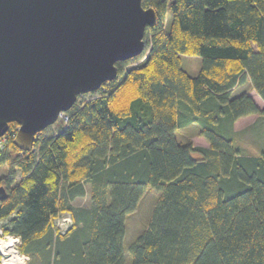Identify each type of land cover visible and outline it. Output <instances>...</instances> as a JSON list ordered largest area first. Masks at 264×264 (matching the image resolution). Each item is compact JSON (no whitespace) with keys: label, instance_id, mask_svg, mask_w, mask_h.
Segmentation results:
<instances>
[{"label":"trees","instance_id":"1","mask_svg":"<svg viewBox=\"0 0 264 264\" xmlns=\"http://www.w3.org/2000/svg\"><path fill=\"white\" fill-rule=\"evenodd\" d=\"M142 6L157 19L143 61H117V80L66 111L65 125L59 117L56 134L40 132L32 151L13 143L18 124L10 123L0 225L28 257L45 242L55 260L72 235L70 264H125V219L152 188L159 198L131 264H264V149L253 155L234 144L239 118L264 117L248 92L236 93L249 84L264 100V0ZM183 56L199 57L196 74ZM188 125L210 146L179 140ZM87 185L91 206L79 208ZM63 213L73 223L54 239Z\"/></svg>","mask_w":264,"mask_h":264},{"label":"water","instance_id":"2","mask_svg":"<svg viewBox=\"0 0 264 264\" xmlns=\"http://www.w3.org/2000/svg\"><path fill=\"white\" fill-rule=\"evenodd\" d=\"M142 1L0 0V137L17 122L13 143L32 151L79 97L117 80V61L145 53L157 21Z\"/></svg>","mask_w":264,"mask_h":264},{"label":"rangeland","instance_id":"3","mask_svg":"<svg viewBox=\"0 0 264 264\" xmlns=\"http://www.w3.org/2000/svg\"><path fill=\"white\" fill-rule=\"evenodd\" d=\"M147 52V47L145 49V53L141 55L140 58L145 56ZM138 61L133 60L131 64H139L141 59ZM182 65L186 71H188L191 75L196 74L199 70L201 65V60L199 57H182ZM251 90V95L253 96V100L257 101V106L259 108H264V100L260 98V96L256 93L253 89ZM240 90H237L238 93ZM95 95L94 93H87L79 97L76 104H81L86 99H89ZM66 116V112L60 118L63 120V124H66V120L64 117ZM237 123L234 124V131L237 135L234 137L235 141L234 144L241 151L247 154L259 155L260 150L264 149V117L260 115H252L249 118L242 119L236 121ZM59 125H51L46 128L45 134L46 135H53L56 134ZM198 127L197 126H184L177 131V136L179 140L182 142L190 140L193 145L208 147L210 146L209 143L205 140L204 137L199 136L197 134ZM6 136V135H5ZM8 175V168L6 165L0 166V177H4ZM86 195L84 197H80L74 201V205L77 207L88 208L91 206V188L90 185L86 186ZM159 191H156L152 188H148L142 198L139 200V204L134 212L127 215L125 219V238L123 240V257L125 264H131L132 256L130 254L131 245L136 241V239L141 235V233L146 229L148 226V222L153 214V209L157 203V199L159 198ZM73 223V219L69 214L63 213L59 215L54 221V239L56 238V234L58 233H65L68 229L71 228V224ZM7 220L2 222V225H6ZM75 239L71 235L68 239L61 242L59 249L61 254L55 258L53 254H49L47 248H45V242L42 243V252L39 254L34 252H29V262L28 264H70V259L66 255H64L69 249H72L75 244ZM54 249V248H53ZM55 250V249H54ZM54 252V251H53Z\"/></svg>","mask_w":264,"mask_h":264},{"label":"built area","instance_id":"4","mask_svg":"<svg viewBox=\"0 0 264 264\" xmlns=\"http://www.w3.org/2000/svg\"><path fill=\"white\" fill-rule=\"evenodd\" d=\"M147 54L148 52L145 54V56L140 58L141 61H143L146 58ZM100 89L105 90V85H103V87H101ZM99 90H97V92ZM97 92H94V94L96 95ZM63 115L64 113L61 114V116ZM67 118L68 117L66 115L64 117V120L68 121ZM6 142H7V137L5 135L0 137L1 149L5 147ZM21 242L22 241L20 240L19 236L5 233L0 225V264H28L29 257L19 250Z\"/></svg>","mask_w":264,"mask_h":264},{"label":"crops","instance_id":"5","mask_svg":"<svg viewBox=\"0 0 264 264\" xmlns=\"http://www.w3.org/2000/svg\"><path fill=\"white\" fill-rule=\"evenodd\" d=\"M249 89H252L251 86H250L249 84H247V85H245V86H238L237 89H236V92H237V90H240L239 92H241V91H246V92H248V94L251 95V90H249ZM252 90H253V89H252ZM239 92H238V93H239ZM251 97H253V96L251 95ZM255 101H256V100H255ZM256 103H257V101H256ZM252 115H255V114H250L249 116H252ZM249 116L241 117V118H239L238 120H242V119L249 118ZM238 120H237V121H238ZM235 123H237V122H235Z\"/></svg>","mask_w":264,"mask_h":264},{"label":"bare ground","instance_id":"6","mask_svg":"<svg viewBox=\"0 0 264 264\" xmlns=\"http://www.w3.org/2000/svg\"><path fill=\"white\" fill-rule=\"evenodd\" d=\"M5 232V231H4Z\"/></svg>","mask_w":264,"mask_h":264}]
</instances>
